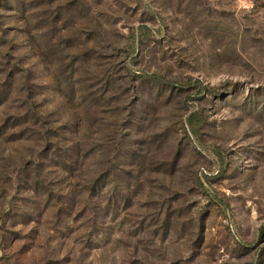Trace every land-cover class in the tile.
<instances>
[{
	"label": "rangeland",
	"instance_id": "374dc122",
	"mask_svg": "<svg viewBox=\"0 0 264 264\" xmlns=\"http://www.w3.org/2000/svg\"><path fill=\"white\" fill-rule=\"evenodd\" d=\"M0 264H264V0H0Z\"/></svg>",
	"mask_w": 264,
	"mask_h": 264
}]
</instances>
